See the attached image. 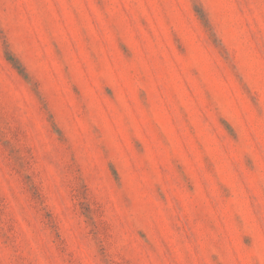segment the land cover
I'll use <instances>...</instances> for the list:
<instances>
[{"label": "rangeland", "instance_id": "obj_1", "mask_svg": "<svg viewBox=\"0 0 264 264\" xmlns=\"http://www.w3.org/2000/svg\"><path fill=\"white\" fill-rule=\"evenodd\" d=\"M0 264H264V0H0Z\"/></svg>", "mask_w": 264, "mask_h": 264}]
</instances>
